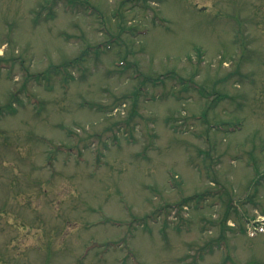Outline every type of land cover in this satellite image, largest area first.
I'll list each match as a JSON object with an SVG mask.
<instances>
[{"label": "rangeland", "instance_id": "1", "mask_svg": "<svg viewBox=\"0 0 264 264\" xmlns=\"http://www.w3.org/2000/svg\"><path fill=\"white\" fill-rule=\"evenodd\" d=\"M0 264H264V0H0Z\"/></svg>", "mask_w": 264, "mask_h": 264}, {"label": "trees", "instance_id": "2", "mask_svg": "<svg viewBox=\"0 0 264 264\" xmlns=\"http://www.w3.org/2000/svg\"><path fill=\"white\" fill-rule=\"evenodd\" d=\"M86 6H87V5H86ZM43 73H44V75H46L47 72H43ZM36 76H38V74H37Z\"/></svg>", "mask_w": 264, "mask_h": 264}]
</instances>
